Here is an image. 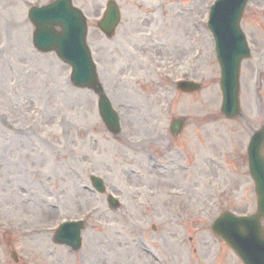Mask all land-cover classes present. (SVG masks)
I'll list each match as a JSON object with an SVG mask.
<instances>
[{
  "label": "rangeland",
  "instance_id": "obj_1",
  "mask_svg": "<svg viewBox=\"0 0 264 264\" xmlns=\"http://www.w3.org/2000/svg\"><path fill=\"white\" fill-rule=\"evenodd\" d=\"M49 1L0 0V264H16L10 246L27 264H244L211 224L224 210L257 211L247 146L264 122V0L241 22L252 56L240 74L245 117L232 121L203 22L213 0H113L122 21L112 38L96 24L110 0H73L121 133L56 53L35 49L29 3ZM181 77L203 86L182 92ZM80 218L79 248L53 241L63 220Z\"/></svg>",
  "mask_w": 264,
  "mask_h": 264
},
{
  "label": "water",
  "instance_id": "obj_2",
  "mask_svg": "<svg viewBox=\"0 0 264 264\" xmlns=\"http://www.w3.org/2000/svg\"><path fill=\"white\" fill-rule=\"evenodd\" d=\"M55 8H58L61 17L54 16L39 19L32 13L34 22L38 26L36 33L37 46L45 51L55 49L60 57L72 62L75 67V74L73 76L74 83L76 85L90 87L97 92L104 119L118 131V118L111 107L109 99L96 79L95 67L90 60L88 50L80 42L86 37V24L82 16L79 12L71 8L69 0L58 3ZM242 9H239L234 14L232 21L227 19L226 13L216 15L211 25L220 43L218 56L222 65L221 86L224 92L222 110L228 117H234L240 114L239 65L241 59L249 55L245 49L244 38L238 28ZM117 21L115 19L114 23H117ZM56 25L62 26L61 32H57L54 29ZM114 26L107 23L105 29L111 33ZM49 37L51 39L50 42L48 41ZM42 43L48 45L42 47ZM86 50L90 79L84 81L76 78V75L78 68L84 64ZM193 87L187 84L184 89H192ZM175 129L177 130L178 127H175ZM263 142L264 130L254 138V142L250 147L251 167L258 176V212L249 218L236 217L230 212H225L213 224L214 232L221 235L226 242L231 244L246 264H264V228L260 224L261 219L264 218V159L261 155ZM94 181L95 184L99 183L102 186L99 180L95 179ZM82 226L83 224L80 222L65 225L62 233H66V235H64L63 240L72 244L74 247H79ZM249 248H251L250 251Z\"/></svg>",
  "mask_w": 264,
  "mask_h": 264
}]
</instances>
